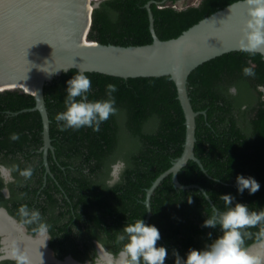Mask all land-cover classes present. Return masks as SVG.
<instances>
[{
	"label": "trees",
	"instance_id": "trees-1",
	"mask_svg": "<svg viewBox=\"0 0 264 264\" xmlns=\"http://www.w3.org/2000/svg\"><path fill=\"white\" fill-rule=\"evenodd\" d=\"M148 1H152L149 6L156 35L168 40L239 0H200L181 9L172 6L178 0H100L91 13L88 38L121 46L151 43L145 7ZM247 66L254 68V77L243 75L242 69ZM77 72H62L43 87L53 147L47 154L53 176L47 174L45 185L43 177L37 176L38 171L42 175L44 172L41 154L32 153L42 145L40 114L28 110L34 106L35 98L21 90L0 92V162L7 163L9 156L18 152L39 157L34 161L41 164V170L36 173L32 166L31 178H37V182L28 191L34 194L42 184L43 212L58 205L63 218L73 212L74 216L69 215L75 219L73 231L65 223L57 230L49 227L50 246L59 257L67 251L80 253L77 239L89 250L91 238L101 240L117 253L122 244L116 237L125 223L145 219L146 190L181 154L185 136L184 114L176 86L168 76L121 78L98 72L84 73L92 83L89 99L106 98L105 86L115 84L116 114L98 132L91 128L61 131L54 117L64 110L66 81ZM187 80L193 109L205 111L195 119L194 154L206 173L189 160L177 178L184 185H200L208 192L211 203L196 188H175L170 175L154 189L147 224L159 229L161 239L157 243L168 249V264H174L173 250L183 257L190 248L201 249L209 243L208 233H212V239L219 234L218 229L202 227V222L211 213L212 205L223 210L221 195L230 193L236 202L248 204L253 210L264 207V94L258 90V85H264L261 54L243 50L224 53L198 65ZM232 86L237 89L235 95L228 92ZM13 133L19 134L18 140L10 139ZM118 160L124 161L126 168L120 179L110 184L107 180ZM237 175L255 178L260 190L254 195L247 191L238 194ZM26 187L21 189L26 191ZM188 199H192L191 204ZM23 200L20 195L13 206L25 205ZM16 214L21 217L19 212ZM262 228L264 225L246 229L251 235L245 238V247L261 240L258 233Z\"/></svg>",
	"mask_w": 264,
	"mask_h": 264
},
{
	"label": "water",
	"instance_id": "water-1",
	"mask_svg": "<svg viewBox=\"0 0 264 264\" xmlns=\"http://www.w3.org/2000/svg\"><path fill=\"white\" fill-rule=\"evenodd\" d=\"M91 1L0 0V92L21 90L34 96L35 104L28 110H36L40 114L43 164L46 172H50L46 157L53 147L43 94L46 82L70 69L121 78L168 76L176 86L177 99L184 114L185 136L181 154L146 190L144 204L147 213L144 222L147 224L151 216L150 196L166 176H171L175 188L205 191L198 184H181L177 178L178 172L189 160L196 162L206 173L194 154L195 119L197 115L205 114V111L193 109L187 78L203 62L224 53L242 50L240 42L243 40L242 30L249 20V5L247 0L233 2L203 18L179 36L161 40L154 31L149 6L152 1H148L145 7L152 42L121 46L102 44L88 38L91 13L98 4V1ZM250 51L261 54L264 59V45ZM207 200L211 203L209 198ZM262 243L264 241L260 240L247 248L250 251ZM27 252L21 254L29 256ZM46 254V258L31 264L63 262L49 250ZM10 255L6 253L5 257Z\"/></svg>",
	"mask_w": 264,
	"mask_h": 264
},
{
	"label": "clouds",
	"instance_id": "clouds-1",
	"mask_svg": "<svg viewBox=\"0 0 264 264\" xmlns=\"http://www.w3.org/2000/svg\"><path fill=\"white\" fill-rule=\"evenodd\" d=\"M96 1L100 0H93L91 3ZM247 3L249 20L242 30L243 40L240 42L243 51L254 50L264 45V0H247ZM174 5L176 8V3ZM39 42L44 41L37 43ZM242 72L245 77L255 76L254 68L251 66L244 67ZM91 88V79L82 72H77L66 81L64 110L56 113L54 117L61 131L91 128L98 132L100 126L110 116L116 114L118 109L113 94L117 91V86L112 83L107 84L106 98L97 100L89 99ZM258 90L264 91V85H258ZM228 92L235 95L237 89L232 86ZM10 139L18 140L19 134L13 133ZM125 168L124 161H116L112 165V179L109 183H116ZM16 170L15 165L12 167L0 165V180L5 184L13 182L12 173ZM32 172L33 169L29 166L20 171V175L28 179L32 176ZM235 185L238 194L247 191L249 195H254L261 187L255 178L244 175L236 176ZM201 194L205 199L209 198L207 191ZM220 197L224 205L223 210L213 206L211 213L206 215L202 222V227L218 229L219 234L212 239V233H208L209 243L201 249L190 248L183 257L178 251L173 250L174 264H264V254H252L245 247V238L251 235L246 229L264 225V207L253 210L248 204L236 202L235 197L230 193ZM187 202L191 204L192 199H188ZM19 214L25 218V223L37 225L38 235L47 236L49 225L43 222L38 209H29L27 205H22ZM258 238L264 241V228L258 233ZM160 239L159 229L155 225L146 224L141 218L125 223L122 232L116 237L122 247L115 264H165L169 252L166 247L158 245ZM47 240L49 239H45L44 245ZM8 258L15 261V264H31L28 256L18 251H13Z\"/></svg>",
	"mask_w": 264,
	"mask_h": 264
},
{
	"label": "flooded vegetation",
	"instance_id": "flooded-vegetation-1",
	"mask_svg": "<svg viewBox=\"0 0 264 264\" xmlns=\"http://www.w3.org/2000/svg\"><path fill=\"white\" fill-rule=\"evenodd\" d=\"M41 147L38 148L35 152L32 151V153H40L41 163H43ZM28 156L30 155H24L21 154V152H18L15 155L9 156L7 163L0 162V165H4L7 167H12L13 165H15L17 169L12 173L14 177L13 182L5 184L2 180H0V262L4 260L13 261L12 259L5 257L6 253L9 254L13 251L23 253V251H28L27 254L29 255L30 253V255L28 256L29 260L32 263H37L38 261H40V259L46 258V251L49 250L56 258L63 262H65L66 259H69V261L73 262L74 264L75 262L80 264H115V262L119 259V252L121 249L117 253H114L110 250V248H108V246L104 245L101 240L96 238H91V240H89V242L92 244L89 250L84 249L82 242L77 239L75 242L77 243V250H79L80 253H75L76 255H74L71 251H67L62 257H59L56 255L55 250L50 246L52 237L50 231H48L47 236H40L37 234V225L35 223L27 224L25 223V218L17 216L16 212H19V208L21 206L14 207L13 201L14 199H20V195H22V198L24 197L22 203L27 205L29 209H38L41 213L43 222L47 223L50 228L54 227L53 230H57L56 227L61 226L64 223L71 227L72 231L75 228V225H73L75 219H70V216L73 215L72 211H70V214H66L64 218L61 216L62 208L59 205L47 212L42 211V184L36 189V192L34 194L30 192L31 190L28 191L31 185H35V183L37 182V178L30 177L28 179H25L20 175V171L29 166L33 170L34 168L32 166H35L36 173L38 170H41V164L39 165L36 161H34V159H37L39 157H35L32 155L29 158ZM31 159L33 160V165H31ZM112 170L113 169H111L110 171V179L107 180L108 182L112 179ZM47 174L51 177L53 176L52 173L46 172L45 166L43 175L41 174V171H38L37 176L39 177V175H41L43 177V185H45L46 183ZM24 186H27L26 191H23V189H21V187ZM14 187H18V189ZM55 195L57 197H61L60 193L56 192ZM70 210H72V208ZM3 223H5L6 225L3 226ZM45 239L49 240H47L44 245ZM3 240L6 244H4ZM60 240L66 241L62 237H60ZM263 246L264 243H262L258 247L253 248L252 250H250V252L253 253L255 250H257V248L263 249ZM67 249L70 250L69 247H67ZM165 264L168 263L165 261Z\"/></svg>",
	"mask_w": 264,
	"mask_h": 264
},
{
	"label": "rangeland",
	"instance_id": "rangeland-1",
	"mask_svg": "<svg viewBox=\"0 0 264 264\" xmlns=\"http://www.w3.org/2000/svg\"><path fill=\"white\" fill-rule=\"evenodd\" d=\"M198 2L199 0H179L176 3V8L181 9L184 8L185 6L195 5Z\"/></svg>",
	"mask_w": 264,
	"mask_h": 264
},
{
	"label": "bare ground",
	"instance_id": "bare-ground-1",
	"mask_svg": "<svg viewBox=\"0 0 264 264\" xmlns=\"http://www.w3.org/2000/svg\"><path fill=\"white\" fill-rule=\"evenodd\" d=\"M87 5V4H86ZM6 224L5 223H3V226H5ZM264 247V246H263ZM253 252V251H252ZM252 254H264V248L262 249V248H260V249H258L257 248V250H255ZM29 255H30V253H29ZM61 264H74L73 262H71V261H69V259H66L65 260V262H62Z\"/></svg>",
	"mask_w": 264,
	"mask_h": 264
},
{
	"label": "built area",
	"instance_id": "built-area-1",
	"mask_svg": "<svg viewBox=\"0 0 264 264\" xmlns=\"http://www.w3.org/2000/svg\"><path fill=\"white\" fill-rule=\"evenodd\" d=\"M172 6H174V7H175V5H172Z\"/></svg>",
	"mask_w": 264,
	"mask_h": 264
}]
</instances>
